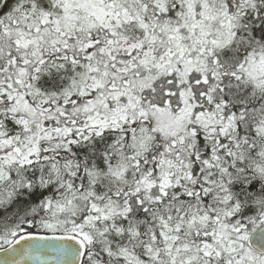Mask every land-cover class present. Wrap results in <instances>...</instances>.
I'll use <instances>...</instances> for the list:
<instances>
[{
  "label": "snow or ice",
  "instance_id": "1",
  "mask_svg": "<svg viewBox=\"0 0 264 264\" xmlns=\"http://www.w3.org/2000/svg\"><path fill=\"white\" fill-rule=\"evenodd\" d=\"M0 264H264V0H0Z\"/></svg>",
  "mask_w": 264,
  "mask_h": 264
}]
</instances>
